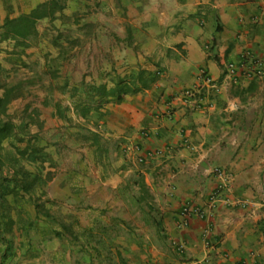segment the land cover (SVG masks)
Masks as SVG:
<instances>
[{"label":"crops","instance_id":"0c3cea01","mask_svg":"<svg viewBox=\"0 0 264 264\" xmlns=\"http://www.w3.org/2000/svg\"><path fill=\"white\" fill-rule=\"evenodd\" d=\"M104 3L108 19L126 12L123 0ZM146 3L151 7L139 15L135 39L120 38L116 50L108 38L102 55L128 62L123 68L135 70L131 78L151 72L156 80L120 102L92 107L96 111L58 106L54 117H70V125L55 120V131L67 128L70 139L45 140L38 152L14 146L13 154L40 164L37 175L22 176L44 195L33 209L37 217L30 202L15 203L34 187L22 190L21 177L2 175L0 168L2 264L16 253L3 228L11 235L19 229L21 242L30 245V229L37 225L42 264H264V64L262 76L230 77L225 71L226 63L239 64L246 51L264 62V0ZM92 42L94 67L98 51ZM76 46L61 57L81 50ZM102 67L99 84L110 77L108 62ZM121 70L112 84L130 73ZM201 70L210 84L200 80ZM86 79L94 83V73ZM186 89L193 95L184 101ZM2 148L3 141L0 165ZM213 193L217 200L210 209ZM184 204L194 209L186 219L180 213ZM32 252L28 246L22 254L30 261Z\"/></svg>","mask_w":264,"mask_h":264},{"label":"rangeland","instance_id":"374dc122","mask_svg":"<svg viewBox=\"0 0 264 264\" xmlns=\"http://www.w3.org/2000/svg\"><path fill=\"white\" fill-rule=\"evenodd\" d=\"M38 1L41 0H14L13 4H7L6 0H0V94L6 89H13L6 106L0 110V118L12 123V131L15 134H11L9 138L3 140L1 155L4 161L0 168L2 175L5 176L17 177L19 175L22 177L26 173L30 176L38 174L40 164L37 161L22 158L16 151L13 154L15 145L20 151L25 150L26 153L30 149L38 152L39 145H42L45 140L55 139L58 136L62 138L63 135L64 139L71 138L67 128L60 133L55 131V120L59 121L61 118L58 119L57 116L56 119L51 111L58 106L64 110L70 106L75 107L79 95L84 94L86 87L98 85L103 80L102 63L108 62L111 67L108 71L110 77L104 79L107 86L112 85L111 81L116 79V74L120 69H122L120 74L130 71L128 75L124 74L126 77L124 78L132 79L135 70L129 67L123 68L124 65L129 66L128 62H125L127 64L118 63L119 60L113 59L112 56L107 59L102 55V47L108 38L114 39L116 50L123 44L120 43V38L134 40L138 33V27H140L139 15L148 12L151 7L149 3H146V0H142L141 3H137L138 0H123L127 7L125 14H121V16L117 14L108 19L111 13L104 0H64L60 1L64 4L62 10L55 12L53 16L40 18L36 21L34 36L26 39L13 36L5 38L4 33L8 27L6 16L28 13ZM111 7L114 11L116 10L114 5ZM117 11L119 10L117 9ZM92 39L95 41V52L98 51L97 60L93 61L97 65L94 67L91 65ZM71 46H76L77 50L78 47H81V50L74 51L73 54L68 50L69 54L61 57V51L70 49ZM130 46L132 47V45L123 46V49L130 48ZM122 52L127 60L128 54ZM103 59H106V62H103ZM93 73L95 75L94 83L90 80L86 81V78ZM90 109L96 111L92 106ZM4 111L5 113H3ZM94 115L97 116V113L95 112ZM42 119L43 122H40L39 129L38 124ZM46 119L50 123L46 130H42ZM61 121L70 125V117L68 119L65 116V119ZM74 121L71 120V123ZM82 121V123H87L85 119ZM24 122L28 125L23 126ZM39 137H41L40 140ZM16 147L15 150H17ZM51 150L53 149L51 148ZM61 151L62 148L59 151L56 149V155H61ZM12 156H16V161ZM26 180L31 182L30 178L26 177ZM39 187L37 183L35 186L32 185L30 198L22 195L17 196L15 200L16 204L30 202V214L36 217L38 216L37 211L33 209L44 203L45 199L44 195L39 192ZM23 223H26L25 220ZM2 231L5 233V239L13 237L12 246L16 252L6 264H42L39 259L40 254H38L41 236L38 225L30 229L33 239L30 245L29 241L24 244L21 242L23 237L19 229L14 228L12 235L9 232L10 228H3ZM24 240L27 239L24 237ZM0 243L2 244L0 246L4 248L5 242L1 240ZM28 246H31L34 251L30 256V261L26 254H22V251Z\"/></svg>","mask_w":264,"mask_h":264},{"label":"trees","instance_id":"16d2710c","mask_svg":"<svg viewBox=\"0 0 264 264\" xmlns=\"http://www.w3.org/2000/svg\"><path fill=\"white\" fill-rule=\"evenodd\" d=\"M60 1L64 0H49L48 2L39 3L30 12L8 19L6 21L8 27L4 33V37L7 38L13 36L26 39L34 36L36 32V21L40 18L53 16L55 12L62 10L64 4ZM155 80L156 76L151 72H138L135 78H132L131 80L118 78L111 86L101 83L86 87L84 89L85 97L78 100L77 106L82 111L86 112L91 106L98 109L108 103L120 102L127 93L146 88ZM12 91L13 89H6L0 94V110L6 106V102L9 100L8 97ZM3 113H5V111ZM11 131L12 123L0 118V149L2 141L11 133ZM20 179L21 180L17 183L19 184V187L22 190H28L32 183L28 182L26 178L21 177ZM0 264H2L1 261Z\"/></svg>","mask_w":264,"mask_h":264},{"label":"built area","instance_id":"2783aa9c","mask_svg":"<svg viewBox=\"0 0 264 264\" xmlns=\"http://www.w3.org/2000/svg\"><path fill=\"white\" fill-rule=\"evenodd\" d=\"M263 60L256 57L252 52L246 51L242 55L241 62L239 64H235L233 62L226 63L225 71L227 75L230 77H236V76H245V77H253V76H262L263 75ZM199 78L204 84H210V77L206 74L204 70H201L199 73ZM193 92L190 89H186L184 91V101H186L188 98L192 97ZM214 172L218 175H221V171L219 168H215ZM216 194L213 193L209 198V207L212 209L215 206L216 202ZM262 205L264 206V200L262 201ZM192 211L194 212V209L190 207L188 204H184L181 209V215L184 219L188 218ZM176 244L178 249H181L182 246L180 244H177L176 241L173 242ZM232 264H241L240 262H233Z\"/></svg>","mask_w":264,"mask_h":264}]
</instances>
